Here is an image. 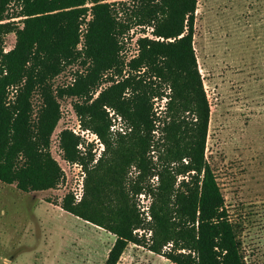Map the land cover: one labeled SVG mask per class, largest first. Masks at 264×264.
Instances as JSON below:
<instances>
[{
  "label": "trees",
  "instance_id": "trees-1",
  "mask_svg": "<svg viewBox=\"0 0 264 264\" xmlns=\"http://www.w3.org/2000/svg\"><path fill=\"white\" fill-rule=\"evenodd\" d=\"M11 4L17 13L9 14ZM196 9L197 0H0V183L29 193L63 181L49 152L61 115L57 98L78 99L81 128L105 149L93 164L94 154L78 148L80 136L59 133L62 159L85 173L81 200L67 194L59 206L115 237L105 264H117L130 244L172 264H244L205 160L210 108L193 48ZM17 18L22 28L10 21ZM135 31L137 55L126 62L124 38ZM8 34L15 44L4 51ZM76 63L82 72L72 85L53 90L51 81ZM34 93L41 101L35 116ZM163 98L164 109H155L153 100ZM107 108L125 129L113 141ZM141 194L149 199L148 219L133 201ZM140 228L147 239L134 233Z\"/></svg>",
  "mask_w": 264,
  "mask_h": 264
},
{
  "label": "rangeland",
  "instance_id": "rangeland-1",
  "mask_svg": "<svg viewBox=\"0 0 264 264\" xmlns=\"http://www.w3.org/2000/svg\"><path fill=\"white\" fill-rule=\"evenodd\" d=\"M18 11V5H10L9 14ZM20 20L10 21L22 28ZM137 32L124 38L121 54L126 62L137 55ZM15 39L14 34L6 35L3 50L12 49ZM193 48L210 108L205 160L224 198L244 264H264V0H197ZM76 72H82L78 63L66 67L51 81L53 90L72 85ZM109 85L103 84L93 99ZM76 101L57 98L61 115L50 138L49 152L64 174L63 181L55 189L29 193L0 183V264H105L115 237L59 206L67 194L76 203L81 200L85 178L79 165L62 159L59 133L67 129L80 136L78 148L94 154L93 164L105 149L95 134L81 128L73 109ZM153 101L155 109L163 110L167 100ZM40 104L34 93V116ZM106 112L113 141L125 129L112 110ZM134 172L129 169V179L136 176ZM149 182L154 184L156 178ZM133 201L140 218L148 219V197L141 194ZM134 233L149 237L143 228ZM117 264L172 263L130 244Z\"/></svg>",
  "mask_w": 264,
  "mask_h": 264
},
{
  "label": "built area",
  "instance_id": "built-area-1",
  "mask_svg": "<svg viewBox=\"0 0 264 264\" xmlns=\"http://www.w3.org/2000/svg\"><path fill=\"white\" fill-rule=\"evenodd\" d=\"M90 18H91L90 15L87 16V18L85 19V23L82 24V25L79 27V34H80V36H79V43H78V45H77V47H76L78 51H81V49L83 48L82 43H84V42H83V41H84V34H85V32H86L87 23L90 21Z\"/></svg>",
  "mask_w": 264,
  "mask_h": 264
},
{
  "label": "crops",
  "instance_id": "crops-1",
  "mask_svg": "<svg viewBox=\"0 0 264 264\" xmlns=\"http://www.w3.org/2000/svg\"><path fill=\"white\" fill-rule=\"evenodd\" d=\"M61 209V208H60ZM94 226V225H93ZM97 228H99V227H97Z\"/></svg>",
  "mask_w": 264,
  "mask_h": 264
}]
</instances>
